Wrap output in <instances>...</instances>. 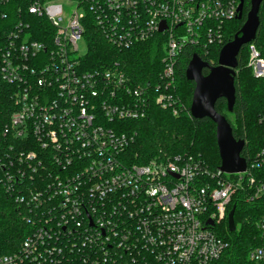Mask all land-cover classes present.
Instances as JSON below:
<instances>
[{"label":"built area","instance_id":"1","mask_svg":"<svg viewBox=\"0 0 264 264\" xmlns=\"http://www.w3.org/2000/svg\"><path fill=\"white\" fill-rule=\"evenodd\" d=\"M243 10L244 0H0V91L11 106L0 118V187L26 228L0 264H213L239 192L263 210L248 260L264 264V146L242 157L241 173L186 154L143 164L128 154V124L152 106L179 116L180 62L223 47ZM88 16L118 53L157 44L159 74L138 81L117 63L86 66ZM247 68L264 81L254 45Z\"/></svg>","mask_w":264,"mask_h":264},{"label":"trees","instance_id":"2","mask_svg":"<svg viewBox=\"0 0 264 264\" xmlns=\"http://www.w3.org/2000/svg\"><path fill=\"white\" fill-rule=\"evenodd\" d=\"M69 1L78 6L84 5L86 2V0ZM24 3L29 5V2ZM250 8L251 0H244L241 19L225 24V44L239 33ZM258 18L260 24L255 39L243 46L237 56L233 107L229 111L225 99H219L215 104L216 112L224 116L229 123L233 138L244 141L241 157L246 159L264 146V126L258 122L260 116L264 114V81L255 79L247 68L249 45H254L257 50L259 49L258 51L264 58V40H261L264 27V0L260 5ZM85 30V40L88 46V52L84 58L86 66L106 69L117 63L128 75L138 81H149L159 74L160 48L154 42L137 44L129 50L118 53L97 32L94 21L89 16ZM221 49L222 46H213L206 56L201 54L199 57L211 66H216ZM189 61L190 54H187L180 62L179 71L176 74L175 96L179 100L183 112L174 117L170 111H163L157 106H152L147 117L128 124L129 131L136 135L135 141L128 151L132 162L143 164L151 158L161 155L186 154L202 159L210 169H215L220 165L215 124L207 118L194 119L190 116L195 84L186 78V68ZM208 73L209 70H203L204 76ZM8 101L7 93L0 91V118L4 121L11 107ZM186 115L189 118L185 119ZM246 115L253 117L254 131L252 134L257 133V136L263 141L259 147H254V142L250 143L247 137V133L250 131L247 132L245 127L244 117L246 118ZM206 126H209V130ZM197 128H199V134ZM210 144L211 149L208 147ZM205 154H209L211 159H208ZM233 207L235 208L234 223L235 227L236 223H239L238 228L231 233L224 224L218 227V233L226 242L227 248L219 260L213 264H249L248 253L257 244L256 223L263 210H260L255 203L244 202L241 192L236 195V200L231 208ZM25 233L26 228L16 214L13 203L0 187V255L13 252Z\"/></svg>","mask_w":264,"mask_h":264},{"label":"water","instance_id":"3","mask_svg":"<svg viewBox=\"0 0 264 264\" xmlns=\"http://www.w3.org/2000/svg\"><path fill=\"white\" fill-rule=\"evenodd\" d=\"M262 0H251V8L247 14L239 33L226 43L218 56L216 66L202 61L193 56L186 70L187 80L195 84L190 116L194 119H209L216 126V143L220 157V169L225 173H241L246 169V161L241 157L244 141L235 140L232 130L224 116L215 110L219 99H225L228 110L231 111L235 102L234 76L237 68V56L241 48L251 43L259 27V8ZM240 5L239 10H241ZM164 29L161 27L160 31ZM209 70L208 75H203V70ZM235 208L228 213V231L236 230L234 223Z\"/></svg>","mask_w":264,"mask_h":264},{"label":"rangeland","instance_id":"4","mask_svg":"<svg viewBox=\"0 0 264 264\" xmlns=\"http://www.w3.org/2000/svg\"><path fill=\"white\" fill-rule=\"evenodd\" d=\"M65 9L67 10L66 7H65ZM261 40L262 41L264 40V27L262 29ZM78 46H79V54L80 55H85L87 53V50H86V43H85V41L83 39L79 41ZM248 102L250 104V101H248ZM165 116H167V115L165 114ZM168 118L170 119V116L169 115H168ZM187 118H189L188 115L185 116V119H187ZM252 118L253 117L250 116V115H246V118L244 117V122L246 124V126H245L246 127V130H247V132L250 131V133H247V137L250 140V143H253L254 142L253 143L254 147H259L260 144H263L262 143L263 141L260 139L259 136H257V133L252 134V131H254V127L252 125V120H253ZM206 127L209 130V126H206ZM210 128H212V127H210ZM197 129H198L197 130V133L199 134V128H197ZM208 147L211 149V144ZM205 156L208 157V159H211V158H209V156H210L209 154H205ZM238 225H239V223H236V228H238Z\"/></svg>","mask_w":264,"mask_h":264}]
</instances>
